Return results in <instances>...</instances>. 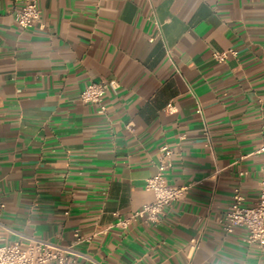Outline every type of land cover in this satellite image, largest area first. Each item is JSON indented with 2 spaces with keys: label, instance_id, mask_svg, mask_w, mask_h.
I'll return each mask as SVG.
<instances>
[{
  "label": "crops",
  "instance_id": "1",
  "mask_svg": "<svg viewBox=\"0 0 264 264\" xmlns=\"http://www.w3.org/2000/svg\"><path fill=\"white\" fill-rule=\"evenodd\" d=\"M20 6L0 0L1 243L78 231L79 264H264L218 222L261 189L264 0H40L29 29ZM92 82L117 85L106 113L81 100ZM163 145L188 193L157 226H116L154 199Z\"/></svg>",
  "mask_w": 264,
  "mask_h": 264
},
{
  "label": "built area",
  "instance_id": "2",
  "mask_svg": "<svg viewBox=\"0 0 264 264\" xmlns=\"http://www.w3.org/2000/svg\"><path fill=\"white\" fill-rule=\"evenodd\" d=\"M21 3L18 9V24L21 29L33 28L41 20L39 8L40 0H15ZM234 50L215 52L214 58L219 62H225L229 54H235ZM114 82H92L82 92L81 100L84 103L97 105L99 112L106 113L107 106L104 97L109 90L116 88ZM168 111L174 113L177 108L173 104L168 105ZM133 130L131 126H128ZM264 154V143L260 148ZM172 150L168 145L161 147L160 163L157 173L146 181V189L153 193L154 199L142 206L130 216H118L116 226L128 228L133 222L143 220L146 223L157 226L165 213L166 207L174 201L183 199L188 193V185H171L166 174L171 166ZM261 189L259 197L252 205L245 204V196L241 188H236L233 194V202L224 216L218 218L226 234H231L238 227L246 229L245 241L248 244L264 246V163L262 168ZM0 225H2L0 223ZM26 246L19 242L4 244L0 241V264H79V258L83 256L76 246L83 243L86 238L75 232L74 244L65 246L50 240L29 236ZM198 242L192 240L190 255L196 250Z\"/></svg>",
  "mask_w": 264,
  "mask_h": 264
}]
</instances>
